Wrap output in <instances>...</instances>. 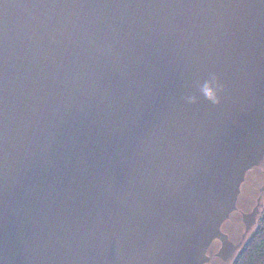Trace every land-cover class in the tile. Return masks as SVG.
<instances>
[{
    "label": "water",
    "instance_id": "obj_1",
    "mask_svg": "<svg viewBox=\"0 0 264 264\" xmlns=\"http://www.w3.org/2000/svg\"><path fill=\"white\" fill-rule=\"evenodd\" d=\"M263 213L264 0H0V264H233Z\"/></svg>",
    "mask_w": 264,
    "mask_h": 264
},
{
    "label": "trees",
    "instance_id": "obj_2",
    "mask_svg": "<svg viewBox=\"0 0 264 264\" xmlns=\"http://www.w3.org/2000/svg\"><path fill=\"white\" fill-rule=\"evenodd\" d=\"M233 264H264V213L255 232Z\"/></svg>",
    "mask_w": 264,
    "mask_h": 264
},
{
    "label": "clouds",
    "instance_id": "obj_3",
    "mask_svg": "<svg viewBox=\"0 0 264 264\" xmlns=\"http://www.w3.org/2000/svg\"><path fill=\"white\" fill-rule=\"evenodd\" d=\"M208 95L214 102H217V103L219 102L217 97H216V95L214 93L208 92Z\"/></svg>",
    "mask_w": 264,
    "mask_h": 264
}]
</instances>
